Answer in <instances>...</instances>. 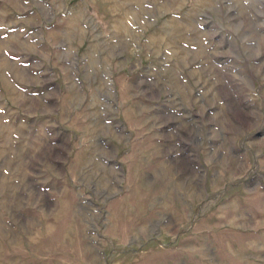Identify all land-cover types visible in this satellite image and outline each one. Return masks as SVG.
<instances>
[{"label": "rangeland", "instance_id": "rangeland-1", "mask_svg": "<svg viewBox=\"0 0 264 264\" xmlns=\"http://www.w3.org/2000/svg\"><path fill=\"white\" fill-rule=\"evenodd\" d=\"M0 264H264V0H0Z\"/></svg>", "mask_w": 264, "mask_h": 264}]
</instances>
